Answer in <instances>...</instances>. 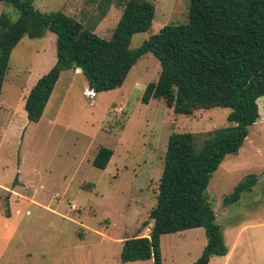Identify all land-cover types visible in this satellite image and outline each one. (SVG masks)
Listing matches in <instances>:
<instances>
[{"label":"rangeland","instance_id":"1","mask_svg":"<svg viewBox=\"0 0 264 264\" xmlns=\"http://www.w3.org/2000/svg\"><path fill=\"white\" fill-rule=\"evenodd\" d=\"M127 0H33L41 11L61 10L110 38ZM156 15L150 30L134 34L133 49L168 24L186 23L191 0H150ZM103 4V5H102ZM105 8L106 14H102ZM19 10L0 0V19ZM57 62V34L25 35L14 48L0 103V264H154L123 262L126 240L150 236V214L158 202L168 140L192 132L200 147L227 127L230 108L177 114L164 101L143 102L146 86L162 65L151 52L131 69L124 84L91 92L79 69L63 71L37 122L26 99ZM261 117L236 154L213 173L207 198L216 211L228 253L210 264H264V97ZM101 146L113 150L105 168L95 165ZM251 174L258 182L239 201L224 198ZM94 183L95 188H85ZM208 238L204 228L161 237L164 264H193ZM231 252V253H230Z\"/></svg>","mask_w":264,"mask_h":264},{"label":"trees","instance_id":"2","mask_svg":"<svg viewBox=\"0 0 264 264\" xmlns=\"http://www.w3.org/2000/svg\"><path fill=\"white\" fill-rule=\"evenodd\" d=\"M20 12L18 19H0V103L14 48L25 35L57 34V62L31 89L25 103L30 121L43 116L63 71L81 68L89 87L107 91L124 84L131 69L146 53L161 62L158 80L146 86L143 102L164 101L177 114L197 109L230 108L227 127L215 130L202 146L192 132H174L168 140L158 202L150 214V236H135L122 250L123 262L153 259L164 264L161 237L166 233L204 228L208 242L193 264H209L228 253L224 233L206 192L213 173L228 154H236L261 117L258 100L264 97V0H191L186 23L168 24L133 49L134 34L153 26L156 5L150 0H127L110 38L86 27L61 10L41 11L33 0H2ZM107 7L112 0H103ZM103 5V4H102ZM102 14H106L105 8ZM76 62V64H75ZM113 150L101 146L94 163L105 168ZM258 176L251 174L224 205L251 191ZM85 188L94 189V183Z\"/></svg>","mask_w":264,"mask_h":264},{"label":"bare ground","instance_id":"3","mask_svg":"<svg viewBox=\"0 0 264 264\" xmlns=\"http://www.w3.org/2000/svg\"><path fill=\"white\" fill-rule=\"evenodd\" d=\"M90 96H97L95 91L87 92Z\"/></svg>","mask_w":264,"mask_h":264},{"label":"water","instance_id":"4","mask_svg":"<svg viewBox=\"0 0 264 264\" xmlns=\"http://www.w3.org/2000/svg\"><path fill=\"white\" fill-rule=\"evenodd\" d=\"M75 64H76V62H75ZM77 69H79L81 71V68L80 67H78Z\"/></svg>","mask_w":264,"mask_h":264},{"label":"crops","instance_id":"5","mask_svg":"<svg viewBox=\"0 0 264 264\" xmlns=\"http://www.w3.org/2000/svg\"><path fill=\"white\" fill-rule=\"evenodd\" d=\"M231 253V252H230ZM229 254V253H228ZM230 256V254L228 255V257ZM210 264V263H209Z\"/></svg>","mask_w":264,"mask_h":264}]
</instances>
